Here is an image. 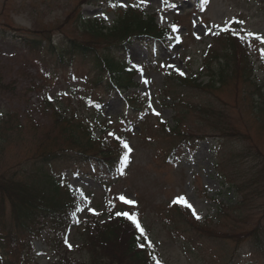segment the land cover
Segmentation results:
<instances>
[{
    "label": "rangeland",
    "instance_id": "rangeland-1",
    "mask_svg": "<svg viewBox=\"0 0 264 264\" xmlns=\"http://www.w3.org/2000/svg\"><path fill=\"white\" fill-rule=\"evenodd\" d=\"M90 3L92 0H0V123L11 111L27 120L22 130L14 131L0 146V174L19 171L20 179L23 170L34 167L51 176L63 172V190L70 188L73 209L77 208L78 223L66 227L65 232L62 229L63 238L47 230L34 240L33 264H59L63 259L91 264L93 256L83 245L95 241L104 228L93 235L84 233L88 219L95 217L100 225L112 223L123 210L136 214L149 228L159 248L156 255L148 253L150 260L230 264L233 259L234 264H264V42L256 39L264 37V0ZM130 8L142 10L147 17L155 16L164 30L169 31L172 25L177 29L169 31L165 47L148 45L147 41L128 46L127 68L137 67L139 73L127 93L105 94V83L99 82L103 77L109 79L105 68L97 73L82 61L72 67L62 66L54 54L35 52L32 41L33 47L25 43L30 37L37 44L40 40L44 49L57 51L76 40L99 55L124 59L119 50H124L125 44L109 53L105 50L118 37L106 43L109 36L103 39L100 33L96 37L93 31L102 25L112 29ZM223 29L235 39L234 45L227 37L218 36ZM231 53L235 59L229 63L228 79L224 74L222 84L207 88L213 71L220 68L219 59H227ZM194 77H198L194 79L197 82L177 80ZM128 99L133 103L130 108ZM178 99L184 105L176 108ZM45 100L75 116L77 124L90 128L96 136H119L121 141L111 147L109 157L118 158V165L124 153L122 143L127 141V169L121 174L115 170L109 180L107 171L93 172L91 167H97L94 158L80 164L59 160L35 166L34 161H42L40 156L49 151L45 132L50 129L53 112L46 109ZM210 105L213 115L206 118L201 111ZM178 119L182 127L177 130ZM137 122L139 125L132 126ZM179 130L182 137L174 134ZM51 136L55 142L62 141L57 133ZM187 141H192L193 151L188 149L189 143L184 144ZM57 145H51V150L59 151L62 147ZM174 147L178 153L171 159ZM249 175L260 179L262 187L248 186L246 190L255 189L254 196L237 206L241 197L231 184L243 183ZM120 197L137 205L124 208ZM174 200L181 208L170 207ZM183 207L202 222L195 223L191 214L179 213L178 209L186 210ZM73 209L69 208V213ZM4 212L5 223H12L8 205ZM116 230L112 238L123 237L112 240L116 245L103 250L113 262L130 251L127 236L131 234L121 225ZM108 263V259L100 262Z\"/></svg>",
    "mask_w": 264,
    "mask_h": 264
},
{
    "label": "trees",
    "instance_id": "trees-1",
    "mask_svg": "<svg viewBox=\"0 0 264 264\" xmlns=\"http://www.w3.org/2000/svg\"><path fill=\"white\" fill-rule=\"evenodd\" d=\"M157 27L153 22L147 23L141 17L129 14L123 17V21L120 23L119 28L112 30L108 35H104L102 32L101 37L104 39L107 36L119 37L122 43H126L130 38L134 39L147 37L150 40L164 38L162 32H158ZM226 39L230 41L232 45L235 44V39L228 36ZM109 40V39H107ZM35 46V52L45 53L51 56L55 54L59 60L66 57H70V53H76L79 57L88 58L89 62L92 64L95 72H99L102 66L106 67L109 71L110 80L105 83V93L109 95L114 94V90H124L132 85L133 69H127V65L124 63L123 59L117 60L112 56L106 57L107 60L103 61L100 57L94 54L93 49L88 46L77 45L73 43L72 45L66 46V49L58 52H53L51 49H44L39 40L38 44L35 43V39H25V43L28 46ZM43 48V50H42ZM125 48V47H124ZM40 50V51H39ZM96 51V50H95ZM225 58H223L224 60ZM231 59H235L233 53L229 54L226 60V64L222 65V68L215 72V75L211 77L209 83L206 85L209 89H214L217 84H222L224 81V74L226 80L228 79V66ZM224 60V62H225ZM223 77V79H222ZM217 79V80H216ZM184 82V83H190ZM196 82V81H195ZM182 83V82H181ZM180 104L181 101H180ZM213 108L210 105L205 106L201 114L206 118L213 115ZM67 117L66 115H64ZM60 114H56L57 125H51L49 131L45 132V138L49 142V151L43 152L40 157V162L35 160L33 163L35 166L37 164L47 165L45 163L53 162L59 159L60 161H65L66 163H79L82 162L79 159L85 161L83 157L88 156V152L85 150L93 149L95 152L99 153L98 158L104 163L111 167L109 162V157L111 155V147H113L117 141L102 140V138L95 139L91 134L88 127H84L81 124L70 123L67 118ZM7 120H2L0 123V145L1 147L9 141V137L14 134V131H20L23 129V124L26 123L21 119L20 115L16 112H9L5 116ZM219 119V115L217 116ZM180 122H178L179 126ZM12 131V132H11ZM57 133L62 141L55 142L57 139L51 135ZM179 135V133H175ZM173 134V136H174ZM59 144V145H57ZM51 145H57L62 147L59 151L51 150ZM51 146V147H50ZM109 154V156H108ZM113 155V154H112ZM57 160V161H59ZM111 161V160H110ZM56 162V161H54ZM112 166L109 170H113ZM31 172V174H29ZM22 171L23 177L17 179L19 171L10 174L9 172H4L0 174V264H29L27 262L30 258V253L32 250V242L40 233L48 227L47 223H50L53 230L58 231L60 226L68 223L71 216L75 214L76 209L74 208L73 200L68 189L63 190L65 187L62 180V176L53 175L50 176L42 171V168L34 167L31 171ZM110 172V171H109ZM260 179L249 178L245 182L238 181L233 185L237 191H239L240 196L244 202L250 200L254 195L255 189H247L248 186H254L257 189L262 187ZM245 183H248L245 185ZM256 189V190H257ZM246 192V193H244ZM6 205L9 206L11 210L12 223H5L4 209ZM69 208L73 209L72 213H69ZM75 210V212H74ZM125 229V233H130L131 236H127L129 240V257L127 258V252L124 253L123 258L119 262H113L114 259L108 255L104 254V249H109L110 246H115V243H111L112 240L117 238H122L123 236H114L118 226ZM123 218H119L114 223L109 224L102 230L99 235L95 237V241H86V247H89V252L92 254L94 259V264H100L104 259H108V264H149L147 255L148 253L138 249V245L144 242L145 239L136 233L133 229L128 226ZM58 228V229H57ZM89 235H93L94 233ZM141 237V241H139ZM98 238V239H97ZM144 245V244H143ZM146 247V244L144 245ZM102 251V252H101ZM118 256L117 253L114 254ZM125 261V262H122Z\"/></svg>",
    "mask_w": 264,
    "mask_h": 264
},
{
    "label": "snow or ice",
    "instance_id": "snow-or-ice-1",
    "mask_svg": "<svg viewBox=\"0 0 264 264\" xmlns=\"http://www.w3.org/2000/svg\"><path fill=\"white\" fill-rule=\"evenodd\" d=\"M205 2H207V0H205ZM250 35H254V34H250ZM256 39H259V40H261L262 42H264V37H259V36H257ZM181 74L183 75V73H181ZM125 147H127L126 144H125ZM120 199H121V200H124V197H120ZM126 202H127V203H131V201H126ZM181 202L184 203V205H185L186 207H188V208H191V207H192L190 204H187L186 201L181 200ZM193 214L195 215V209H193ZM118 215H124V216L128 217V219L132 220V222L136 224V227H137V228H140L139 223H137L136 220H135L133 217L128 216L127 213H118ZM141 232L143 233V229H141ZM141 246L143 247L144 245H141ZM149 246H151V242H149Z\"/></svg>",
    "mask_w": 264,
    "mask_h": 264
},
{
    "label": "bare ground",
    "instance_id": "bare-ground-1",
    "mask_svg": "<svg viewBox=\"0 0 264 264\" xmlns=\"http://www.w3.org/2000/svg\"><path fill=\"white\" fill-rule=\"evenodd\" d=\"M229 207L225 208V209H228ZM207 237V236H206Z\"/></svg>",
    "mask_w": 264,
    "mask_h": 264
}]
</instances>
